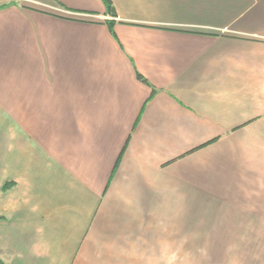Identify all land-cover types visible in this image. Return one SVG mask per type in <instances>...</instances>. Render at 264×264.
I'll use <instances>...</instances> for the list:
<instances>
[{
  "label": "crops",
  "instance_id": "0c3cea01",
  "mask_svg": "<svg viewBox=\"0 0 264 264\" xmlns=\"http://www.w3.org/2000/svg\"><path fill=\"white\" fill-rule=\"evenodd\" d=\"M111 3L0 0V259L264 264V0Z\"/></svg>",
  "mask_w": 264,
  "mask_h": 264
},
{
  "label": "trees",
  "instance_id": "16d2710c",
  "mask_svg": "<svg viewBox=\"0 0 264 264\" xmlns=\"http://www.w3.org/2000/svg\"><path fill=\"white\" fill-rule=\"evenodd\" d=\"M103 2L105 3V6H106V10L109 12V13H113V7H112V3H111V0H103ZM136 77L142 81V82H145L147 83V80L138 72H136ZM154 91V89H153ZM0 264H5L1 259H0Z\"/></svg>",
  "mask_w": 264,
  "mask_h": 264
},
{
  "label": "rangeland",
  "instance_id": "374dc122",
  "mask_svg": "<svg viewBox=\"0 0 264 264\" xmlns=\"http://www.w3.org/2000/svg\"><path fill=\"white\" fill-rule=\"evenodd\" d=\"M207 252L206 251H203V253H202V256H201V258L203 259V261L205 260V259H207L208 258V255H205ZM234 253V251H229V255L231 256V257H233L235 254H233ZM192 254H193V252H190V251H187V255H186V257L187 258H189V257H193L192 256ZM229 256V257H230ZM213 258V257H212Z\"/></svg>",
  "mask_w": 264,
  "mask_h": 264
}]
</instances>
